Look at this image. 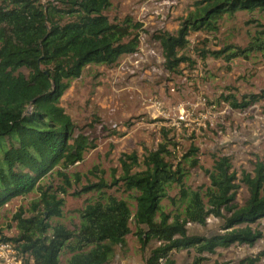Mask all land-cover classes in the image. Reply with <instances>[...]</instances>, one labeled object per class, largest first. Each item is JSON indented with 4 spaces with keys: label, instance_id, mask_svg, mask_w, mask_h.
<instances>
[{
    "label": "trees",
    "instance_id": "obj_1",
    "mask_svg": "<svg viewBox=\"0 0 264 264\" xmlns=\"http://www.w3.org/2000/svg\"><path fill=\"white\" fill-rule=\"evenodd\" d=\"M111 0H0V209L17 198L33 192L38 198L30 204V215L23 208L12 216L16 237L0 232L1 242H11L26 256L24 264H60L62 252L70 254L67 264H107L114 257V247L126 246L134 235L144 251L152 242L145 264H175L174 252L193 251L191 264H203L204 254L234 244L253 246L262 234L250 225L264 219V161L254 165L252 173L242 172L238 179L228 156H213L210 170L204 169L209 185L191 189L184 180L187 172L178 163L168 161L169 140L147 152L144 170L136 153L119 159L121 175L111 184L99 181L73 194L95 192L98 198L78 211L79 227L67 229L52 225V218L62 216L64 198L71 181L58 172L63 186L53 190L42 183L56 167L67 169L79 163L87 150L94 148L82 134L74 136L75 124L60 105L71 82L80 78L89 65L112 66L124 55L138 52L142 25L125 16L111 21L105 12ZM264 11V0H198L188 12L175 35L160 32L155 36L162 49L164 68L176 72L190 59L180 55L189 44L192 32L216 33L219 22L235 13ZM198 56L223 59H248L253 54L264 58V32L252 37L245 47L225 45L219 50H198ZM26 71L27 73L23 72ZM232 109L243 111L264 101V91L222 98ZM198 149L191 147L183 156L189 168L200 167ZM242 183L248 198L236 202ZM121 183V184H120ZM121 185L125 192H135V211L127 201L106 193ZM176 185L177 198L168 195ZM168 200L181 212L166 213ZM209 217L223 222L222 234L211 237L189 235L187 226L205 227ZM264 251L237 264H256Z\"/></svg>",
    "mask_w": 264,
    "mask_h": 264
},
{
    "label": "rangeland",
    "instance_id": "obj_2",
    "mask_svg": "<svg viewBox=\"0 0 264 264\" xmlns=\"http://www.w3.org/2000/svg\"><path fill=\"white\" fill-rule=\"evenodd\" d=\"M45 3L46 0H39ZM198 0H111L105 12L108 18L121 21L125 16L142 25L139 31L138 52L124 55L112 66L89 65L80 78L71 82L60 105L76 126L74 136L82 134L94 148L87 150L83 160L67 169L56 167L42 183L56 190L63 186L58 172L67 175L71 187L64 198L62 216L50 223L63 224L67 229L79 227L78 211L98 198L95 192L74 197L84 186L100 180L111 184L121 175L119 159L123 154L136 153L139 166L132 173L144 170L142 161L147 152L155 150L164 140L172 142L168 161L174 167L181 164L187 175L186 187L202 191L209 185L204 169L210 170L213 156H228L238 179L242 172L252 173L258 161H264V101L243 111L232 109L225 96H243L264 91V58L253 54L248 59L237 58L227 63L208 56L201 60L198 50L215 51L225 45L245 47L259 32H264V11H240L219 22L216 33L192 32L186 49L180 55L191 63L180 64L176 72L164 68L162 49L155 36L160 32L175 35L181 19L193 10ZM27 73L26 71H23ZM191 147L198 149L196 158L200 167L189 168L183 156ZM240 189L236 202L243 205L248 198L246 187ZM121 184V183H120ZM105 189L106 193L127 201L135 211V192H125L121 185ZM179 189L172 185L168 195L177 198ZM38 198L33 192L17 198L0 211V232L6 237L17 236L13 214L23 208L25 217L30 215V204ZM166 213H177L163 201ZM223 222L209 217L205 227L187 226L189 235L211 237L222 234ZM131 234L126 246L114 247V257L107 264H145L149 251L157 246L152 241L141 251L135 226L129 225ZM262 234L252 247L234 244L219 248L214 254H204L203 264H237L240 260L264 251V219L251 224ZM193 251L174 252L175 264H191ZM70 254L62 252L60 264H67ZM23 260L26 256H22ZM256 264H264V257Z\"/></svg>",
    "mask_w": 264,
    "mask_h": 264
},
{
    "label": "built area",
    "instance_id": "obj_3",
    "mask_svg": "<svg viewBox=\"0 0 264 264\" xmlns=\"http://www.w3.org/2000/svg\"><path fill=\"white\" fill-rule=\"evenodd\" d=\"M22 256L13 243L0 241V264H24Z\"/></svg>",
    "mask_w": 264,
    "mask_h": 264
},
{
    "label": "crops",
    "instance_id": "obj_4",
    "mask_svg": "<svg viewBox=\"0 0 264 264\" xmlns=\"http://www.w3.org/2000/svg\"><path fill=\"white\" fill-rule=\"evenodd\" d=\"M2 209H0V211H1Z\"/></svg>",
    "mask_w": 264,
    "mask_h": 264
}]
</instances>
